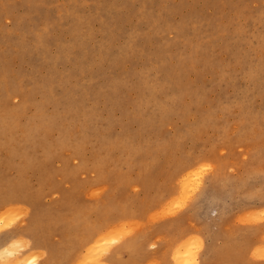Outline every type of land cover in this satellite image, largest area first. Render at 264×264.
Here are the masks:
<instances>
[{
  "label": "rangeland",
  "instance_id": "rangeland-1",
  "mask_svg": "<svg viewBox=\"0 0 264 264\" xmlns=\"http://www.w3.org/2000/svg\"><path fill=\"white\" fill-rule=\"evenodd\" d=\"M29 7L0 0V69L9 66L7 83L0 74V181L37 201L38 232L57 245V255L47 256L53 264H179L172 254L179 247L180 255L192 253L188 264H264V0H42L38 12ZM38 32L46 46L40 60ZM253 211L261 220H252ZM27 212L0 206V235L25 226ZM208 217L220 219L216 229ZM114 227L132 232L118 238ZM88 235L95 237L85 247ZM104 237L113 238L109 246ZM213 240L218 254L208 252ZM86 249L104 256L89 261ZM40 252L19 256L24 264L41 256L36 264ZM206 254L211 260L202 262ZM15 258L3 255L0 264Z\"/></svg>",
  "mask_w": 264,
  "mask_h": 264
},
{
  "label": "bare ground",
  "instance_id": "bare-ground-1",
  "mask_svg": "<svg viewBox=\"0 0 264 264\" xmlns=\"http://www.w3.org/2000/svg\"><path fill=\"white\" fill-rule=\"evenodd\" d=\"M9 1H11V0H9ZM14 1V0H13ZM25 2H26V4L27 5H29L30 7L27 9L28 11H30V12H38L39 11V9H40V5H41V3H42V0H24ZM18 4V3H17ZM223 4V3H222ZM262 9V8H261ZM260 9V11L262 12L263 10H261ZM240 10V9H239ZM259 11V12H260ZM264 12V11H263ZM7 13L10 15V14H12V11L11 12H9V10L7 11ZM239 14H241V13H239ZM246 14V13H245ZM256 14H259V13H256ZM261 16H262V14H261ZM254 17V16H253ZM254 19H255V17H254ZM259 19V18H258ZM260 19H262V18H260ZM7 20V19H6ZM10 20V19H9ZM257 20V19H256ZM263 21V20H262ZM195 22V21H194ZM202 22V21H201ZM260 23V22H259ZM258 23V24H259ZM194 25V24H193ZM254 28V27H253ZM264 28V27H263ZM262 28V29H263ZM255 29V28H254ZM257 31V30H256ZM259 31V30H258ZM257 31V32H258ZM261 31V30H260ZM251 32V31H250ZM253 32V31H252ZM251 32V33H252ZM259 35V34H258ZM263 36V38L262 39H264V35H262ZM256 37V36H255ZM260 37V36H259ZM254 38V37H253ZM258 38V37H257ZM257 38H255V40H257ZM80 39H81V36L79 35V34H77V36H76V40H77V44L78 45H82L83 44V42H81L80 41ZM33 40H35V42L37 43V46H38V50H39V53L37 54V56H36V60H40L41 58H43L44 57V54H45V52H46V46H45V38H44V35L41 33V32H38V33H33ZM259 40V39H258ZM257 40V41H258ZM264 41V40H263ZM80 42H81V44H80ZM253 42V41H252ZM261 43H263V42H261ZM256 44H258L257 42H256ZM256 44H254L255 46H256ZM261 46V45H260ZM4 47H5V45H4ZM15 47V46H14ZM21 47H25V45L23 44V45H21ZM2 48V47H1ZM198 48H199V50H200V52L201 53H203L202 52V50H201V48H200V46L198 45ZM255 49V48H254ZM63 50H64V48H63ZM255 50H257V49H255ZM22 56V55H21ZM7 67H2L1 69H0V74L3 76V83H7L8 82V74H9V66L8 65H6ZM151 82V81H150ZM149 82V83H150ZM152 83V82H151ZM0 86H2V84H0ZM2 88V87H1ZM250 110V109H249ZM249 112H251V111H249ZM190 132V131H189ZM186 133H188V132H186ZM33 138V137H32ZM31 138V139H32ZM31 143V142H30ZM95 151V150H94ZM94 154H96V152L94 153ZM97 156V155H96ZM75 159V158H74ZM72 160V159H71ZM4 161V160H3ZM33 161V160H32ZM5 162V161H4ZM34 164H35V161L33 162ZM49 165V164H48ZM37 168V167H36ZM104 168H105V166H104ZM191 168V167H190ZM236 168V167H235ZM23 169V168H22ZM97 169H98V167H97ZM186 169H188V168H186ZM30 170V169H29ZM186 171V170H185ZM26 172V171H25ZM28 172V171H27ZM94 172H95V170H94ZM13 173H15V172H13ZM22 173V172H21ZM17 174H18V172H17ZM20 174V173H19ZM18 174V175H19ZM23 174H25L24 172H23ZM97 174V173H96ZM95 174V175H96ZM108 174V173H107ZM119 174V173H118ZM186 174V173H185ZM51 176V175H50ZM56 176V175H55ZM96 176H98V175H96ZM104 176H106V174L104 175ZM57 177V176H56ZM92 177V176H91ZM99 177H100V175H99ZM217 177V176H216ZM23 178V177H22ZM89 178H90V176H89ZM93 178V177H92ZM24 179V178H23ZM27 179V178H26ZM50 179V178H49ZM60 179H62V178H60ZM98 179V178H97ZM103 179V178H102ZM188 179H190V177L188 178ZM20 180V179H19ZM91 180H93V179H91ZM118 180V179H117ZM218 178H216V180H211V182H214L215 184L218 182ZM223 180V179H222ZM230 180H231V178H230ZM233 180V179H232ZM17 181V180H16ZM15 181V182H16ZM25 181V180H24ZM28 181V180H27ZM26 181V182H27ZM50 181V180H49ZM190 181H192V179L190 180ZM18 182H21V181H18ZM31 182V181H30ZM186 181H184L183 182V184L185 183ZM219 182H220V180H219ZM72 183H75V181L74 182H72ZM220 183H222V182H220ZM235 183V182H234ZM21 184H22V182H21ZM29 184V183H28ZM31 184V183H30ZM186 185L185 186H187V183H185ZM225 184V183H224ZM77 185V184H76ZM76 185H75V187H76ZM178 185H179V182H178ZM221 186V185H220ZM223 186V185H222ZM221 186V187H222ZM233 186V185H232ZM182 187H184L183 185H182ZM237 187H239V186H237ZM29 188H31V187H29ZM34 188V187H33ZM78 188V187H77ZM76 188V189H77ZM185 188L186 187H184V189H183V191L185 190ZM207 186H205L203 189H204V191L202 192V194H201V196H200V200H199V202L197 203V205L198 204H200L199 206L201 207V205H203L204 206V201H205V204H207V206H208V198H209V196L205 193V192H207ZM236 188V187H235ZM25 189V188H24ZM241 189V188H240ZM30 190H33V189H30ZM29 190V191H30ZM229 190V189H228ZM237 190H239V189H237ZM236 190V191H237ZM27 191V190H26ZM34 191V190H33ZM32 191V193H34V195H35V192H33ZM78 191V190H77ZM83 191V190H82ZM187 191V190H186ZM227 191V190H226ZM229 192V191H228ZM43 193V192H42ZM58 193V192H57ZM72 193V192H71ZM171 193V192H170ZM237 193V192H236ZM238 193H239V191H238ZM237 193V194H238ZM37 194V193H36ZM61 194V193H60ZM76 194V193H75ZM83 194V193H82ZM159 194H160V192H159ZM169 194V193H168ZM167 194V195H168ZM175 194V193H174ZM173 194V195H174ZM38 195V194H37ZM176 195V194H175ZM236 195V194H235ZM36 196V195H35ZM60 196H62V194L60 195ZM74 196V195H73ZM159 196H163V195H159ZM169 196H171V195H169ZM247 196L250 198V196L251 195H248L247 194ZM70 197V196H69ZM175 197V196H174ZM252 197V196H251ZM264 197V196H263ZM37 198V197H36ZM42 198V197H41ZM248 198V199H249ZM35 199V198H34ZM34 199L32 198V194H30V193H23V191L21 190V186H19L18 184H12V185H6V183H4V180H1L0 181V206H3V205H5L6 207L7 206H12V205H24V206H26V209L28 210V212H27V217H26V225L25 226H19L18 228H15L14 230H12L11 232H7L6 234H2V235H0V257L1 256H3V255H7L8 257H10V256H16V261H14V264H24V260H21L22 258H20L21 256H19L20 255V253L22 252V250H23V252L25 251V253H27L29 250H35V249H41V252H40V254L42 255V258H41V261L39 260V262H37L36 264H53V262H52V260L50 259V258H54V256L55 255H57V253H56V246L57 245H55L54 243H55V241L54 242H51V241H47V240H45V238L44 237H46V238H50V236L49 235H44V236H42L43 238H41V236H40V234H39V232H38V224H39V221H40V219L41 218H44V217H42V213H41V211H40V207L36 204L37 203V201H36V203H35V201H34ZM39 199V198H38ZM43 199V198H42ZM69 199V198H68ZM73 199V198H72ZM41 201V200H40ZM40 201H39V204H40ZM59 201H60V199H59ZM69 201V200H68ZM85 201V200H84ZM173 201V200H172ZM215 205H216V208H217V203L220 201V199L218 198V197H214L212 200H211ZM210 201V202H211ZM42 202V201H41ZM43 202H46V200L45 201H43ZM53 202V201H52ZM81 202H83V200L81 199ZM86 202V201H85ZM201 202V203H200ZM55 203V202H54ZM249 203V202H248ZM48 205H49V203H47ZM59 204V203H58ZM89 204V203H88ZM250 204V203H249ZM248 204V205H249ZM47 205V206H48ZM51 205V204H50ZM57 205V204H56ZM60 205V204H59ZM197 205L195 206V208H197ZM247 205V204H246ZM247 205V206H248ZM53 206V205H52ZM58 206V205H57ZM61 206V205H60ZM73 206V205H72ZM90 206V205H89ZM136 206V205H135ZM198 206V207H199ZM250 206V205H249ZM56 207V206H55ZM76 207V206H75ZM80 207V206H79ZM111 207V206H110ZM128 207V206H127ZM41 208H44V206L43 207H41ZM49 208V207H48ZM97 208V207H96ZM105 208V207H104ZM132 208V207H131ZM17 208H15V210H16ZM136 209V208H135ZM134 209V210H135ZM201 209H202V207H201ZM211 209V208H210ZM210 209L208 208L207 209V213H206V217H207V215L208 214H210L209 213V211H210ZM54 210V209H53ZM84 211H85V209H83ZM92 210V209H91ZM94 210V209H93ZM194 210V209H193ZM12 211H14V209L12 210ZM24 211V210H23ZM46 211V210H45ZM45 211H44V214H45ZM77 211H78V208H77ZM101 211V210H100ZM103 211V210H102ZM133 211V210H132ZM161 211V210H160ZM195 211V210H194ZM5 212V211H4ZM6 212H9V210L8 211H6ZM18 212V211H17ZM21 212V211H20ZM47 212V211H46ZM50 212H52V211H50ZM72 212V211H71ZM74 212V211H73ZM88 212V211H87ZM200 212V211H199ZM255 211H253V214H255V215H253V217H252V215H251V213L252 212H250V215H251V217H252V220H253V218H254V220L256 219H258V217L256 216V214L258 213V211H256L255 213H254ZM49 213V212H48ZM65 213V212H64ZM63 213V214H64ZM76 213V212H75ZM89 213V212H88ZM263 213V215H264V210L263 211H261V213H260V210H259V213H258V215L259 214H262ZM18 214H20V213H18ZM50 214V213H49ZM54 214V213H53ZM53 214H51V215H53ZM59 214V213H58ZM62 214V215H63ZM65 214H67V213H65ZM72 214V213H71ZM70 214V215H71ZM84 215H85V213H83ZM103 214V213H102ZM225 213H223V215H221L220 217H225V215H224ZM46 215H48V214H46ZM45 215V217H48V216H46ZM56 215V214H55ZM104 215V214H103ZM262 215V216H263ZM59 216V215H58ZM83 215H81V217H82ZM255 216V217H254ZM52 217V216H51ZM60 217H61V214H60ZM64 217V216H63ZM102 217V216H101ZM199 217H200V215H199ZM257 217V218H256ZM260 217V216H259ZM18 218H20V217H18ZM18 218H16V219H18ZM52 218H54V217H52ZM55 218H56V216H55ZM71 217H69V219H70ZM261 218L262 217H260L259 219L261 220ZM264 218V217H263ZM14 219H15V217H14ZM46 219V218H45ZM61 219V218H60ZM60 219H56L54 222L57 224L58 223V221H62V220H60ZM105 219V218H104ZM200 219V218H199ZM201 219H202V216H201ZM258 219V220H259ZM8 220V219H7ZM6 220V221H7ZM20 220V219H19ZM71 220V219H70ZM132 220V219H131ZM253 220V221H254ZM72 221H74V220H72ZM93 221V220H92ZM92 221H91V223H92ZM18 222V221H17ZM22 222V221H21ZM49 222H53V219H52V221L50 220ZM203 222V221H202ZM205 222V221H204ZM41 223V222H40ZM73 223V222H72ZM95 223V222H94ZM206 223V222H205ZM204 223V224H205ZM221 223V221H220V219L219 218H215V217H208V221H207V226H208V228H210V230L211 229H216L218 226H219V224ZM2 224L3 223H1L0 224V226L2 227ZM23 224V223H22ZM87 224V223H86ZM134 224V223H133ZM176 223H174V224H171L170 225V227H166V229H168L169 231H171L172 232V230L174 229L175 230V228H176V226H177V224L175 225ZM184 223L182 222V225H183ZM200 224V223H199ZM223 224V223H222ZM21 225V224H20ZM45 225V224H44ZM43 225V226H44ZM83 225H85L84 223H83ZM82 225V226H83ZM93 225V224H92ZM136 225V224H135ZM169 225V224H168ZM179 225H181V223L179 224ZM178 225V226H179ZM206 225H204V227L206 226ZM40 226H41V224H40ZM86 226V225H85ZM97 226V225H96ZM130 226V225H129ZM166 226V225H165ZM164 226V227H165ZM52 227V226H51ZM132 227V226H131ZM131 227L128 229V228H126V231H127V229L128 230H130L131 231ZM136 227H137V225H136ZM221 227V226H220ZM5 228V227H4ZM42 227H40V229H41ZM44 228V227H43ZM57 228H58V226H57ZM68 228V227H67ZM82 228V227H81ZM116 228V229H115ZM134 228H135V226H134ZM138 228V227H137ZM162 228V227H161ZM161 228H160V230H161ZM179 228V227H178ZM222 228V227H221ZM1 229V228H0ZM40 229H39V231H40ZM60 229V228H59ZM93 229H95V228H93ZM97 229V228H96ZM113 230H114V233H115V231L118 233L119 232V234H120V236H118L117 235V237L119 238V237H124V234H125V232H124V230L125 229H123V230H121L122 229V227H121V229H119V228H117V227H114V228H112ZM133 229V228H132ZM223 229V228H222ZM6 230V229H5ZM49 230V229H48ZM80 230V229H79ZM98 230H100V229H98ZM120 230V231H119ZM159 230V229H158ZM159 230V231H160ZM173 230V231H174ZM196 230H198V229H196ZM1 231V230H0ZM42 231V230H41ZM45 231V230H44ZM64 230H62V232H63ZM66 231V230H65ZM83 231V230H82ZM81 231V234H83L84 232H82ZM109 231H111V230H109ZM130 231H129V233H130ZM169 231H166L165 232V228L163 229V233L165 232V234H166V236H167V233H170ZM185 231V230H184ZM190 231V230H189ZM195 231V230H194ZM218 231H221V230H218ZM223 231V230H222ZM49 232V231H48ZM61 232V233H62ZM67 232V231H66ZM80 232V231H79ZM101 232V231H100ZM132 232V231H131ZM198 232V231H197ZM210 232V231H209ZM52 233V232H51ZM51 233H50V235H51ZM64 233V232H63ZM86 233V232H85ZM106 233H109V232H106ZM117 233H115V234H117ZM135 233V232H134ZM188 233H190V232H188ZM201 233V232H200ZM207 233H208V231H207ZM218 233V232H217ZM225 233V232H224ZM223 233V235H225ZM57 234H59V233H57ZM56 234V235H57ZM73 234H75V233H73ZM77 234H80V233H77ZM87 234V233H86ZM112 234V233H111ZM127 234H128V232H127ZM131 234V233H130ZM185 234H187V231H185ZM184 234V235H185ZM191 234V233H190ZM42 235V234H41ZM60 235V234H59ZM62 235V234H61ZM94 235H95V232H94ZM97 235V234H96ZM106 235V234H105ZM110 235V234H109ZM136 235V234H135ZM170 235H172V233L171 234H168V236L170 237ZM192 235V234H191ZM204 235H205V233H204ZM204 235H202V236H204ZM216 235H218V234H216ZM222 237H223V235H222V233L220 234ZM79 235H77V237H78ZM81 236V235H80ZM87 236V235H86ZM85 236V237H86ZM89 236V235H88ZM107 236V235H106ZM113 236V235H112ZM133 236V235H132ZM165 236V237H166ZM167 236V237H168ZM230 236H231V234H230ZM40 237V238H39ZM55 237V236H54ZM53 237V238H54ZM65 237H67V236H65ZM92 236H89V237H87L84 241H83V243H84V245H86V244H88L89 242V239L91 238ZM93 237H95V236H93ZM92 237V238H93ZM100 237V236H99ZM102 237H103V235H102ZM109 237H111V236H109ZM114 237H116V236H114ZM181 237V236H180ZM217 237V236H216ZM225 237L226 238H230L229 237V235H225ZM233 237V236H232ZM23 238H25V239H27L28 240V243L26 242V240L25 239H23ZM53 238H51V239H53ZM83 238H84V236H83ZM98 238V237H97ZM96 238V239H97ZM106 238H108V237H106ZM105 237H104V240H103V242L105 243L106 242V240L108 241V239H106ZM118 238H116V239H118ZM128 238H132V237H130V235L128 236ZM145 238V237H144ZM171 238H172V236H171ZM190 238H193L192 236H190ZM196 238H197V240L195 241V240H192V246H194V244L196 245V243H197V248L199 247V245H201V243L198 241V236L196 235ZM195 237H194V239H196ZM56 239V238H55ZM80 239H82V237H80ZM79 239V240H80ZM100 238H98V240H99ZM110 239V238H109ZM113 239V238H112ZM112 239H111V241L109 240L108 242H106V244L107 243H112ZM133 239H134V237H133ZM151 239V238H150ZM164 239V238H163ZM176 239V241H178L179 242V240H181L182 238H180L179 240H177V238H175ZM188 239V238H187ZM200 239V238H199ZM217 239V238H216ZM58 240H59V238H58ZM61 240V239H60ZM62 240H63V236H62ZM61 240V241H62ZM71 240V239H70ZM70 240H69V242H70ZM74 240V239H73ZM129 240V239H128ZM130 240H132V239H130ZM140 240V239H139ZM143 240H145V239H143ZM162 241V239H159V241ZM191 239H189V241H190ZM202 239H200V241H201ZM223 240H226V239H223ZM229 239H227V242L226 243H229V241L231 240H229ZM66 241V240H65ZM68 241V240H67ZM101 241H102V239H101ZM101 241H100V243H101ZM133 241V240H132ZM150 241V240H149ZM153 241V240H152ZM157 241V240H156ZM158 241V242H159ZM199 243H198V242ZM18 242H20L22 245V247L19 245V246H17V247H20V250H19V248L17 249V247H16V249H11V247H13L14 245H16ZM64 242V241H63ZM69 242H68V244H69ZM80 242V241H79ZM95 242V241H94ZM117 242V241H116ZM142 242V241H141ZM167 241H164V242H162V243H166ZM170 242V241H169ZM168 242V243H169ZM183 242H184V240H183ZM186 242L187 241H185V245H186ZM202 242V241H201ZM217 242L218 241H216V240H213V243L211 244V245H209V247H208V252L209 253H215V254H218V249H217V247L218 246H220V244L219 245H217ZM223 242V241H222ZM232 242H233V240H232ZM59 243V242H58ZM67 243V242H66ZM65 242H64V244H66ZM71 243V242H70ZM80 243H82V242H80ZM82 243V244H83ZM96 243H97V241H96ZM95 243V244H96ZM99 243V244H100ZM114 243H115V241H113V245H114ZM145 243V242H144ZM150 243V242H149ZM157 243V242H156ZM167 243V244H168ZM188 243V242H187ZM224 243V242H223ZM67 244V245H68ZM98 244V245H99ZM102 245H104L103 243H101ZM133 244V243H132ZM134 244H136V242L134 243ZM141 244V243H140ZM140 244L138 245V246H140ZM146 244V243H145ZM147 244H148V242H147ZM230 244V243H229ZM249 244V243H248ZM91 245H93V244H90L89 246H88V248H91L90 246ZM97 245V244H96ZM101 245V246H102ZM142 245V244H141ZM153 245V244H152ZM156 245V244H155ZM161 245H163V244H161ZM182 245H184L183 243H182ZM217 245V246H216ZM231 245V244H230ZM236 245V244H235ZM234 245V246H235ZM246 245V244H245ZM23 246H24V248H23ZM66 246V245H65ZM107 246H109V244H107ZM136 246V245H135ZM137 246V247H138ZM164 246V245H163ZM167 246V245H166ZM166 246H164L163 248H165ZM181 246V245H180ZM188 246H189V244H188ZM188 246L186 247L185 246V250L186 249H188ZM262 246V245H261ZM70 247V246H69ZM80 247V249H83V248H81V246H79ZM84 247V246H83ZM85 247H87V245L85 246ZM111 247V246H110ZM136 247V248H137ZM142 248H143V246H141ZM149 247V246H148ZM153 247V246H152ZM159 248H157L156 247V249L158 250V249H162V248H160V246H158ZM182 247V246H181ZM184 247V246H183ZM182 247V248H183ZM233 247V246H232ZM23 248V249H22ZM67 248V247H66ZM72 248V247H71ZM74 248V247H73ZM78 248V247H77ZM87 248V249H88ZM98 248H100V247H98ZM105 248H106V246H105ZM105 248H104V246L102 247V250L104 249V252H106L107 251V253H109L108 252V250H107V248H106V251H105ZM132 248V247H131ZM146 248V247H145ZM169 248H171L170 246H169ZM181 248V249H182ZM234 248V247H233ZM252 248V247H251ZM29 249V250H28ZM58 249H60V248H58ZM58 249H57V252H58ZM69 248H67V250H68ZM79 249V250H80ZM87 249L85 250L87 253H84V258L86 257L85 256V254L86 255H88L89 256V258H87V259H89V261L92 259V258H95V256H97V254L100 252H96V253H94V251H87ZM95 249H97L96 247H95ZM133 249L135 250V248L133 247ZM138 249H140V248H137V250ZM155 249V248H154ZM166 249V248H165ZM168 249V248H167ZM236 248H234V251H236L235 250ZM249 249V248H248ZM262 248H260L259 249V247H258V249H256L255 251L257 252V251H259V250H261ZM43 250V251H42ZM55 250V255L53 256L52 255V257H50V254L52 253V251H54ZM66 250V251H67ZM75 250V249H74ZM90 250V249H89ZM101 250V253H99L98 255H103L104 253H103V251ZM143 250H144V248H143ZM146 250V249H145ZM175 250V249H174ZM173 250V251H174ZM179 251H177V249L172 253V254H174V257L175 258H177L178 259V261H176V263L178 262L179 264H188V262H191L192 263V261H188L187 260V257H189V260H191L190 259V257L192 256V258H193V255H192V253H191V255H190V253L186 250H183L185 253L186 252H188V254L185 256H183L182 254H183V252L182 251H180V247H179V249H178ZM229 250H231L230 249V246H229ZM246 250V252H247V248L245 249ZM62 251H64V249H62ZM65 251V252H66ZM71 251V250H70ZM69 251V252H70ZM97 251V250H96ZM110 251V250H109ZM149 251V250H148ZM160 251V250H159ZM162 251V250H161ZM169 251V250H168ZM167 251V252H168ZM171 251V250H170ZM189 251H190V247H189ZM226 251V250H225ZM224 251V252H225ZM248 251H250V250H248ZM82 251H80V253H81ZM90 252V253H89ZM133 252H137V251H133ZM140 252H142V253H144V252H146V251H140ZM165 252V251H164ZM166 252V253H167ZM176 252H179L178 254H176ZM180 252H182V254L180 255ZM223 252V253H224ZM36 253H38V252H36ZM67 254H68V252H66ZM66 253L64 254L63 253V255H65V256H67L66 255ZM75 253V251L73 252V254ZM79 253V252H78ZM106 253V254H107ZM163 253V252H162ZM166 253H165V255H166ZM221 253V252H220ZM222 253V254H223ZM233 253V252H232ZM236 253V252H235ZM239 253V252H238ZM249 253V252H248ZM24 254V253H23ZM22 254V255H23ZM28 254V253H27ZM83 254V253H82ZM93 254H95V255H93ZM150 254H157V251L155 252V253H150ZM149 254V255H150ZM159 254H161V253H159ZM228 254H230V253H228ZM228 254H225V255H228ZM241 254V253H240ZM59 255V254H58ZM60 255H62V254H60ZM63 255L62 256H60V257H62L63 258ZM142 255V254H141ZM244 255H246V254H243V256ZM24 256V255H23ZM38 258H40L41 256H38V255H36ZM35 256V257H36ZM47 256H49L50 258H48ZM83 256V255H82ZM104 256V255H103ZM102 256V257H103ZM155 256V255H154ZM157 256H159V255H157ZM167 257V259L169 258L168 257V253H167V255H166ZM180 256V257H179ZM229 256V255H228ZM28 257V256H27ZM32 258L33 259V261H34V259L35 260H37L38 258ZM79 257V256H78ZM81 257V256H80ZM91 257V258H90ZM97 257H99V256H97ZM96 257V258H97ZM107 257V256H106ZM111 257H113V256H111ZM150 257H153V256H150ZM162 257V256H161ZM160 257V258H161ZM172 257H173V255H172ZM179 257V258H178ZM56 258V257H55ZM83 258V259H84ZM95 258V259H96ZM100 258V257H99ZM147 258V257H146ZM145 258V259H146ZM163 258V257H162ZM161 258V261H163L164 259H162ZM166 258H165V260H166ZM174 258V259H175ZM236 258V257H235ZM6 259V258H5ZM10 259V258H9ZM77 259V258H76ZM87 259H85V262H86V260ZM104 259H106L105 257H104ZM113 260H114V257L112 258ZM173 259V260H174ZM176 259V260H177ZM237 259V258H236ZM238 259H239V257H238ZM2 260V259H1ZM55 260V259H54ZM82 260V259H81ZM93 260V259H92ZM91 260V261H92ZM97 260V259H96ZM96 260H94L95 262H97ZM108 260V259H107ZM142 260V259H141ZM150 260V259H149ZM169 260V259H168ZM168 260L166 261L167 263H168ZM209 260H211V257L209 256V255H207L206 254V256L202 259V262H208ZM8 261V260H7ZM26 261H28L27 259H26ZM33 261L31 262V264H34L33 263ZM58 261H60V260H58ZM62 261V260H61ZM64 261V260H63ZM83 261V260H82ZM99 261V260H98ZM126 261V260H125ZM124 261V262H125ZM130 261H132V260H130ZM154 261V260H153ZM155 261H156V259H155ZM239 261V260H238ZM237 261V262H238ZM80 262V261H79ZM94 262V263H95ZM105 262V261H104ZM111 262V261H110ZM115 262V261H114ZM3 263V262H2ZM27 262H25V264H26ZM69 263V262H68ZM88 263H90V262H88ZM98 264H100L99 262H97ZM106 263V262H105ZM123 263V262H122ZM129 263V262H128ZM150 263H151V261H150ZM150 263H148V264H150ZM55 264H56V262H55ZM60 264V263H59ZM64 264V263H63ZM71 264V263H70ZM77 264H79V263H77ZM101 264H103V263H101ZM116 264V263H115ZM117 264H118V262H117ZM153 264V263H152ZM162 264H166V263H164V262H162ZM190 264V263H189ZM206 264H209V263H206Z\"/></svg>",
  "mask_w": 264,
  "mask_h": 264
}]
</instances>
